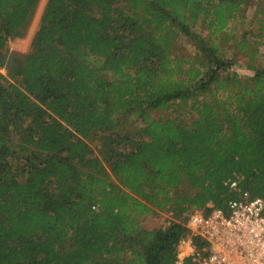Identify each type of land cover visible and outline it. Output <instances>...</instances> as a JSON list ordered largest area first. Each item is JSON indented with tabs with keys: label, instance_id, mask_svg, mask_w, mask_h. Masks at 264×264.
<instances>
[{
	"label": "trees",
	"instance_id": "trees-1",
	"mask_svg": "<svg viewBox=\"0 0 264 264\" xmlns=\"http://www.w3.org/2000/svg\"><path fill=\"white\" fill-rule=\"evenodd\" d=\"M39 2L0 0V264H175L191 211L264 199V70L242 79L215 45L247 0H46L30 51L8 57ZM160 211L168 225L142 229Z\"/></svg>",
	"mask_w": 264,
	"mask_h": 264
},
{
	"label": "rangeland",
	"instance_id": "rangeland-1",
	"mask_svg": "<svg viewBox=\"0 0 264 264\" xmlns=\"http://www.w3.org/2000/svg\"><path fill=\"white\" fill-rule=\"evenodd\" d=\"M45 2L46 0H40L24 37L13 39L7 44L5 52H7L6 54L8 57L14 54L25 56L30 51L31 40L38 28ZM258 4L263 5L264 0H247L243 20H234L229 23V31L227 34H230V39L227 41L219 39L216 40L215 43L220 50V54H222L226 60L231 62L230 72L244 80H250L256 69L264 70V21L257 15L255 7ZM193 32L205 41H208L209 34L200 22L193 27ZM239 40L245 41L244 48L235 46V42H238ZM174 47L176 48L178 57L188 59L193 57L197 50L196 46L191 41L187 39L183 40L181 38L176 41ZM0 71L3 76H6L7 70L0 68ZM216 94L218 96L222 94V92L219 91L216 92ZM189 103L190 102H188V104ZM182 110L184 111V109H181L176 105L167 108L163 112L160 110L154 111L151 113V117L153 119L180 117ZM139 129V120L135 117H129L128 121L124 122L118 133L122 136L130 137L127 143L131 144L141 136ZM89 144L95 153L98 148H101L102 140H91L89 141ZM14 164H18V162H14ZM186 215L187 213L177 220L182 222ZM170 220L171 215L169 213L160 211L140 218V223L144 230H155L165 228Z\"/></svg>",
	"mask_w": 264,
	"mask_h": 264
},
{
	"label": "built area",
	"instance_id": "built-area-1",
	"mask_svg": "<svg viewBox=\"0 0 264 264\" xmlns=\"http://www.w3.org/2000/svg\"><path fill=\"white\" fill-rule=\"evenodd\" d=\"M227 208L224 212L209 206L208 212L189 214L188 233L177 243L175 264L186 259L194 260L191 264H264V199L242 193Z\"/></svg>",
	"mask_w": 264,
	"mask_h": 264
}]
</instances>
